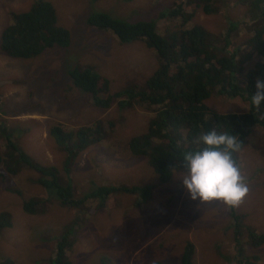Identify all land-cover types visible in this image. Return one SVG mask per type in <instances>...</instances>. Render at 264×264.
Returning a JSON list of instances; mask_svg holds the SVG:
<instances>
[{
	"label": "rangeland",
	"instance_id": "rangeland-1",
	"mask_svg": "<svg viewBox=\"0 0 264 264\" xmlns=\"http://www.w3.org/2000/svg\"><path fill=\"white\" fill-rule=\"evenodd\" d=\"M35 1L0 0V35L10 21V12L27 11ZM47 1L55 7L59 26L70 32L69 48L46 50L30 60L0 54V117L13 142L33 162L60 168L63 157L49 137L50 127L59 123L73 130L100 119L106 126L112 123V127L108 138L85 151L70 170L75 193L84 196L104 185L153 186L151 198L140 208L135 206L138 197L134 194H114L102 210L96 209V202H88L90 211L78 224L80 229L73 239L71 263L99 264L106 255L110 261L104 264H180L183 247L190 242L195 264H240L238 260L245 257L239 256V249L244 256H258V264H264V244L252 247L247 229L243 230V244L235 247L233 224L223 202L193 201L182 185V171L175 172L167 184L156 183L147 160L129 154L128 140L146 131L152 112L119 111L115 106L98 111L91 108L89 97L80 94L68 77L73 68H89L110 81L112 92L143 84L158 66L155 54L143 42L122 44L112 33L88 27L86 17L99 11L126 22L149 21L153 20L148 18L151 12L170 10L178 0ZM217 7L219 13L211 16L198 10V22L218 36L227 32L230 23L238 24L230 39L231 47L248 51L252 18L246 5L242 0H221ZM171 24L175 26V19L157 20V30L165 35ZM256 60L254 56L248 66L252 67ZM206 105L222 114L246 111L241 101L217 95ZM239 154V169L248 192L236 208L245 215L246 228L264 233V132L255 129ZM246 169L251 172L247 174ZM62 174L67 179L64 171ZM35 179V172L24 169L18 177L9 178V186L18 189L24 200L48 198L40 217L24 213L23 199L8 193L0 180V213L9 214L11 220L10 228L0 234V256L23 264H48L56 241L51 231L41 228L51 229L54 224L59 230L61 221L71 223L76 210L62 208L33 183ZM44 239L49 243L38 245ZM34 253L49 254L31 263L29 254Z\"/></svg>",
	"mask_w": 264,
	"mask_h": 264
},
{
	"label": "trees",
	"instance_id": "trees-1",
	"mask_svg": "<svg viewBox=\"0 0 264 264\" xmlns=\"http://www.w3.org/2000/svg\"><path fill=\"white\" fill-rule=\"evenodd\" d=\"M220 1L178 0L170 10L151 12L148 18L153 20L149 21L126 22L99 11L91 12L86 17L88 27L110 32L122 44L143 42L158 60L157 68L143 84L127 85L115 92L111 91V83L107 78L93 73L89 68L68 71L72 86L80 94L89 97L91 108L108 111L115 106L119 111L140 109L153 113L147 122L146 131L131 137L127 149L132 157L147 160L158 184H167L175 172L184 171V154L198 150L201 147L199 137L208 131L215 130L237 137L240 147L233 153V159L238 167L241 164L239 153H243L253 131L261 129L264 132V105L257 109L251 102L252 95L256 94V82L264 81V0H242L252 18L248 51L231 47L230 39L238 24L230 23L227 32L218 36L198 22V10L208 16L215 15L219 13L217 3ZM8 15L10 21L0 35V54L3 56L30 60L46 50L69 48L70 32L59 26L51 2L36 0L27 11L10 12ZM173 19L176 21L175 26H167L166 34L161 35L157 30V20L169 22ZM254 56L257 60L249 67L248 63ZM215 95L241 101L246 105V111L238 115L212 110L206 101ZM111 127L112 123L106 126L100 119L73 130L59 123L53 124L48 134L55 150L63 157L62 167L58 168L33 162L13 142L11 132L0 117V180L5 190L23 199L18 189L9 186V178L18 177L24 169L31 170L37 175L33 183L43 189L47 196L56 199L64 209L76 210L71 223L61 221L59 230L54 228V224L51 229L41 228L44 232L51 231L56 241L52 245L48 264H72L69 260L70 250L74 245V237H77L76 231L80 229L78 224L83 223L90 211L86 206L88 202H96V209L102 210L112 195L134 194L138 197L135 206L140 208L151 198V185H104L94 187L84 196L75 193L70 170L85 151L108 138ZM63 171L67 179L62 177ZM245 172L249 174L251 170L246 169ZM47 200L40 197L23 199L22 210L27 215L40 217ZM226 209L233 224L235 247L243 244L244 229L248 231L247 237L252 247L264 244V233L256 234L251 228H246L243 224L245 215L239 213L236 206L226 205ZM10 226L9 214L0 213V234ZM44 240L40 244L35 243H49ZM238 253L245 257L238 260L240 264H258V256H244V251L240 249ZM48 254H29L32 257L29 261L37 262ZM102 258L104 262L98 261L99 264L110 261L106 255ZM0 264L23 263L0 256ZM180 264H195L192 243H185Z\"/></svg>",
	"mask_w": 264,
	"mask_h": 264
},
{
	"label": "clouds",
	"instance_id": "clouds-1",
	"mask_svg": "<svg viewBox=\"0 0 264 264\" xmlns=\"http://www.w3.org/2000/svg\"><path fill=\"white\" fill-rule=\"evenodd\" d=\"M255 87L251 102L259 109L264 105V81H257ZM198 143L201 145L198 150L189 151L183 157L184 189L193 201L238 205L248 188L233 159V153L240 147L237 137L212 130L201 135Z\"/></svg>",
	"mask_w": 264,
	"mask_h": 264
}]
</instances>
